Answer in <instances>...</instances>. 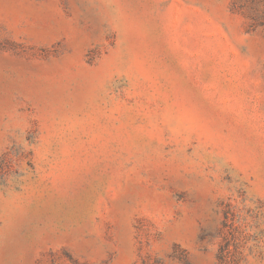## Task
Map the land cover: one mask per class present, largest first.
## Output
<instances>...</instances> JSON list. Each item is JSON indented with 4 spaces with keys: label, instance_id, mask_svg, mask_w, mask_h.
Listing matches in <instances>:
<instances>
[{
    "label": "rangeland",
    "instance_id": "obj_1",
    "mask_svg": "<svg viewBox=\"0 0 264 264\" xmlns=\"http://www.w3.org/2000/svg\"><path fill=\"white\" fill-rule=\"evenodd\" d=\"M0 264H264V0H0Z\"/></svg>",
    "mask_w": 264,
    "mask_h": 264
}]
</instances>
